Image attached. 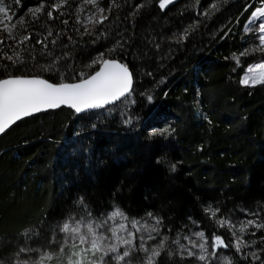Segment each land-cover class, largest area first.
I'll list each match as a JSON object with an SVG mask.
<instances>
[{"label": "trees", "instance_id": "trees-1", "mask_svg": "<svg viewBox=\"0 0 264 264\" xmlns=\"http://www.w3.org/2000/svg\"><path fill=\"white\" fill-rule=\"evenodd\" d=\"M43 2L37 19L28 9L41 0H21L20 5L6 0L14 20H25L17 34L27 30L33 39L17 45L0 31L4 51L11 55L15 49L24 58L23 64L0 59L7 66H0V79L11 73L55 83L77 81L81 73L98 70L93 61L105 52V58L130 67L134 90L105 109L77 114L62 107L25 118L0 137V261L14 264V254L26 242L58 250L64 237L59 228L69 217L87 220L90 210L99 220L119 206L148 226L155 224L149 212L162 220L159 235L153 233L156 239L145 244L154 247L168 237L173 255L162 253L160 264H227L229 259L264 264V229L249 227L244 239L255 243L236 252L231 246L235 237L216 223L222 217L264 223V84L240 82L246 67L264 59V52L239 56L251 41L245 25L264 0H174L163 10L158 0H115L114 5L102 0L101 6L111 5L112 11L105 12L103 24L87 25L91 34L84 24L96 12L92 5L69 0L60 9L64 15L53 11L49 18L55 0ZM185 28L187 38L177 43L175 37ZM142 93H150L153 102ZM129 116L136 119L126 125ZM164 128L171 134L150 135ZM209 205L220 208L217 217L205 213ZM198 231L206 233L209 252L213 233L230 247L204 262L186 253L181 258L173 240L179 234L187 245L183 237L196 239Z\"/></svg>", "mask_w": 264, "mask_h": 264}, {"label": "snow or ice", "instance_id": "snow-or-ice-1", "mask_svg": "<svg viewBox=\"0 0 264 264\" xmlns=\"http://www.w3.org/2000/svg\"><path fill=\"white\" fill-rule=\"evenodd\" d=\"M15 4L20 5L21 0H14ZM69 0H55L47 12L49 18H53V11L59 12ZM85 5L90 4L96 12L86 17L84 24L85 33L91 34L90 29L87 28V23L103 24L108 16L105 12H111L112 6L107 8L101 6L102 0H83ZM174 0H158V6L161 10L165 9L168 5L173 4ZM115 4V0H112ZM118 6V5H117ZM144 5H137V10ZM46 5L41 0V3L34 7L29 8L28 13L35 18H39V14L43 13ZM215 8V5L212 6ZM81 12L84 8L79 9ZM0 31L7 34V38L16 42L17 45H27L32 39L33 34L27 32L23 35H18L16 32L17 27H23L25 20L23 17L14 20L11 13V4L6 3V0H0ZM135 13H133L134 15ZM264 18V8H258L253 11L252 16L245 25L246 31L258 32L259 51L264 52V20L252 28L258 19ZM65 24L67 20L63 21ZM79 22V21H78ZM189 34V29L185 28L183 33L176 36V42L184 41ZM48 36L52 35L49 29ZM47 40V37H45ZM95 43V41H93ZM6 41L0 39V59L12 61L13 64H23L24 58L18 51L13 49V54L9 55L4 51L3 45ZM36 44H43L47 48L44 41L37 39ZM53 45L56 40H52ZM120 45H117L119 47ZM34 47V45H33ZM253 49L252 51H255ZM115 49H109L107 54H111ZM248 50L241 52L239 56L247 55ZM51 53H49L50 55ZM106 53L100 52L93 63L100 65L99 70L94 74L81 73V77L77 82H60L52 83L47 79L41 78L38 75L31 77L26 75H11L9 73L6 78L0 79V134H3L10 126L25 117H30L34 114L46 111L49 109H57L61 106H67L80 114L92 109H101L106 105L114 104L121 101L122 98L127 99L133 92V73L130 71L126 63H122L115 58H105ZM239 56L233 54V59L237 63L240 62ZM7 67L6 65H0ZM150 75V74H149ZM241 84L245 86H256L264 84V63H258L250 66L247 74L241 79ZM146 96L148 103L153 102V96L150 93H142ZM167 93H165V96ZM133 104L134 100L131 101ZM135 117L129 116L123 122L126 125H131ZM207 119V116H205ZM210 122V121H209ZM96 127L95 124L92 125ZM171 134L168 128L153 129L150 135H164ZM172 170L175 171V165H172ZM78 203L88 210V205L85 204L84 199L80 198ZM205 213H209L210 217H217L220 208H215L209 205L204 209ZM247 213V210H245ZM251 215H258V213H250ZM148 217L155 219V224L148 226L147 221H142L136 218H130L119 206L102 219H93L91 212L88 210V219L81 217L75 219L69 217L62 225L59 231L64 234L63 240L59 243L58 250H48L41 248H32L27 246L19 247L14 254L16 259L14 264H51L54 260L56 264H160L159 258L162 253H166L169 257L173 255L170 248L167 247L168 237H162L154 247H146V240H155L156 237L153 233L159 235L160 225L162 220L153 217L151 212L147 213ZM195 223V221H193ZM219 227H227L235 237L234 243L231 245L235 247L236 252H240L242 248L248 247L249 244H254L255 241H246L244 235L247 233L249 227L257 229H264V223H258L254 219H247L239 223L233 222L230 218H219L216 220ZM146 232L147 237L144 235L139 236V244H137V234ZM28 236V234H25ZM196 239L190 236H184L183 239L188 241V244L181 243V237L177 234L173 243L178 246V251L181 258H184L186 253L187 257H194L195 259L204 262L208 260L209 256L215 257L216 250L221 248L230 247L225 243L222 236L212 234L211 248L213 251L209 252V242L204 231L194 233ZM255 235V233H252ZM30 238V237H29ZM190 245V247L188 246ZM65 248L68 249L65 252ZM192 249H198V252ZM142 252L144 257L134 258V253ZM29 253H36L35 257H29ZM23 254V258L21 255ZM254 258L258 257L255 253L252 254ZM0 264H3L0 261ZM227 264H233L229 259Z\"/></svg>", "mask_w": 264, "mask_h": 264}, {"label": "rangeland", "instance_id": "rangeland-1", "mask_svg": "<svg viewBox=\"0 0 264 264\" xmlns=\"http://www.w3.org/2000/svg\"><path fill=\"white\" fill-rule=\"evenodd\" d=\"M259 8H264V4H263L261 7H259ZM261 20H264V18L258 19L254 25H251V27H252V28H255V27L261 22ZM85 23H86V19H85ZM87 25H93V24H91V23H87ZM247 32H249L250 35H251L250 45H249V48L247 49V50H248V53H249V52H250V53L253 52V51H252L253 49H256V50L258 51V50H259V40H258V35H259V33H258V32H254V31H247ZM256 50H255V51H256ZM258 63H264V59L259 60V61H257V62H254V63L248 65V66L246 67V70H245L244 74H243V77L247 74V70H248V68H249L250 66H253V65L258 64ZM243 77H242V78H243ZM142 223H143V222H142ZM138 234H139V235H144L145 237H147V233H146V232H141V233H138ZM147 241H149V240H146V242H147ZM52 264H56V262L54 261V262H52Z\"/></svg>", "mask_w": 264, "mask_h": 264}, {"label": "water", "instance_id": "water-1", "mask_svg": "<svg viewBox=\"0 0 264 264\" xmlns=\"http://www.w3.org/2000/svg\"><path fill=\"white\" fill-rule=\"evenodd\" d=\"M109 59H111V58H109ZM116 59V58H115ZM118 61H120V62H122L121 60H119V59H117ZM123 63V62H122ZM129 69H130V67H129ZM98 70H99V68H98ZM97 70V71H98ZM130 71H131V69H130ZM94 74V73H93ZM29 77H31V76H29ZM41 78H44V79H47V78H45V77H42V76H40ZM48 80V79H47ZM50 81V80H49ZM78 81V80H77ZM77 81H66V82H68V83H71V82H77ZM50 82H52V83H55V82H53V81H50ZM133 89H134V76H133ZM124 98H122V100H123ZM121 100V101H122ZM118 102H120V101H117V102H115L114 104H116V103H118ZM114 104H109V105H106L104 108H101V109H105V108H107V107H109V106H111V105H114ZM62 107H66V108H69V107H67V106H61L60 108H62ZM60 108H57V109H60ZM57 109H49V110H46V111H42V112H40V113H37V114H34V115H32V116H35V115H38V114H41V113H44V112H47V111H53V110H57ZM69 109H71V108H69ZM101 109H92V110H88V111H86V112H84V113H80V114H85V113H88V112H92V111H96V110H101ZM73 110V109H72ZM74 111V110H73ZM31 117V116H30ZM25 118H28V117H25ZM25 118H22L21 120H23V119H25ZM21 120H19V121H21ZM19 121H17L15 124H17ZM15 124H13L12 126H10L7 130H9L11 127H13ZM6 130V131H7ZM5 131V132H6ZM4 132V133H5ZM3 133V134H4ZM3 134H0V137L3 135Z\"/></svg>", "mask_w": 264, "mask_h": 264}]
</instances>
